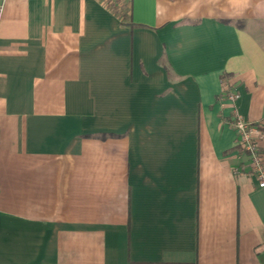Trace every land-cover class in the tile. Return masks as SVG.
Returning a JSON list of instances; mask_svg holds the SVG:
<instances>
[{
	"label": "crops",
	"instance_id": "0c3cea01",
	"mask_svg": "<svg viewBox=\"0 0 264 264\" xmlns=\"http://www.w3.org/2000/svg\"><path fill=\"white\" fill-rule=\"evenodd\" d=\"M0 8V264H264V0Z\"/></svg>",
	"mask_w": 264,
	"mask_h": 264
},
{
	"label": "built area",
	"instance_id": "2783aa9c",
	"mask_svg": "<svg viewBox=\"0 0 264 264\" xmlns=\"http://www.w3.org/2000/svg\"><path fill=\"white\" fill-rule=\"evenodd\" d=\"M224 95L233 107L230 124L236 131L237 144L240 151L247 155L249 173L257 177L259 186H264V162H262V155L258 145L259 139L264 138V131L261 129L260 121H250L237 111L235 106V101L239 96L237 91L227 90ZM237 170L238 168L235 169V171Z\"/></svg>",
	"mask_w": 264,
	"mask_h": 264
}]
</instances>
